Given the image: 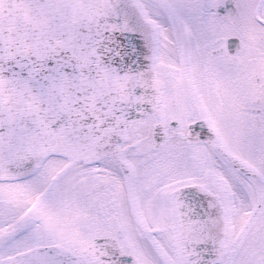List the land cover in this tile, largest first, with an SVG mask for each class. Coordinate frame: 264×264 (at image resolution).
I'll return each instance as SVG.
<instances>
[{
	"label": "snow or ice",
	"instance_id": "obj_1",
	"mask_svg": "<svg viewBox=\"0 0 264 264\" xmlns=\"http://www.w3.org/2000/svg\"><path fill=\"white\" fill-rule=\"evenodd\" d=\"M0 264H264V0H0Z\"/></svg>",
	"mask_w": 264,
	"mask_h": 264
}]
</instances>
